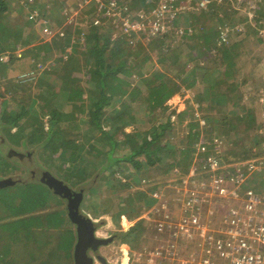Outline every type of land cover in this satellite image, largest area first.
<instances>
[{
	"label": "rangeland",
	"instance_id": "rangeland-1",
	"mask_svg": "<svg viewBox=\"0 0 264 264\" xmlns=\"http://www.w3.org/2000/svg\"><path fill=\"white\" fill-rule=\"evenodd\" d=\"M5 1L12 10L3 13L1 16L2 23L7 25V32L9 33L13 26L16 28L19 25L20 21H17L16 17L20 15L22 16L20 23L24 29L21 41L16 35L5 32L4 41H10L6 44L11 45L12 48L0 57L1 61L9 60L10 54L14 53L20 59L16 61L17 64L23 63L22 60L31 57L29 52L32 50L28 52V49L33 46V44H25L24 39L29 36L37 37L40 35L41 40L43 38L44 41L51 40L54 37L52 33L56 30L55 27L59 28L55 32V36L59 35V42L53 51L47 53L51 58H48L44 64L40 62L39 67L35 69L32 84L23 82L21 83L22 89H16L10 80L18 82L16 76L19 71H25V68L19 66L18 70L11 69L9 73L5 74L0 67V148L2 149L0 155L4 157V162L0 163V179L11 177L16 182L18 180L30 182L28 184L15 182L16 184L12 187L0 188V201L3 203L8 200L14 202L21 197L20 195L23 196L28 186L34 187V195L38 197L36 202L42 201V197L49 194L47 206L35 213L61 210L62 213L66 212L69 216L67 202L41 181L46 171L52 172L74 190L83 191L84 199L80 206L82 213L92 218L97 227L98 236L106 239L113 237L108 244L91 253L95 258V264H103L97 259L98 255L105 257L111 264H152L153 262L156 264H185V261L181 260L182 254L190 252L195 254L197 245H201L200 237H208L210 234V245L218 250L219 244L225 240L224 230L235 217L231 206L238 196L232 192V185L230 184L224 185L225 192L213 189L215 177L219 174L230 175L236 172L238 165L246 163V161H264L262 159L264 158V45L261 46L259 40L252 34L256 26L248 22L247 17L246 20L235 25L244 34L237 35L234 39L238 40L248 36L247 47L252 50L251 54H246L239 62L240 69L236 68V78L239 84L235 80L232 86L225 82L220 83L218 88L211 86L215 79L220 80L224 72V67L220 61L218 62V58L216 61L214 60L217 55V47H213L204 60L210 64L216 63L214 66L218 68L209 72L208 83H205V86H196L195 84L192 87V93L188 88L183 87L166 101L165 110L156 109L154 113H150L145 111V106H142L143 108L137 106L136 113L140 121L134 122L124 130L140 133L139 139L141 140L147 134L146 132L149 136L152 135L150 131H152L153 126L156 127L155 124L167 120L169 117L173 122L172 129L167 131L165 137L159 139L158 144L162 145L161 148L163 149H159L156 154L152 155L153 158H158L157 162H149L148 155L143 153L134 158L135 161L140 162L139 164L121 160L119 163H114L110 169H103L105 163L109 161V150H112V157L117 160L130 155L131 150L126 147L127 145L119 144L116 148H111L108 139L103 137L102 130L87 125L90 115V113L87 114V111L90 112L91 106L87 103L85 113L81 115L78 113L77 115V127H68L66 133L68 138L72 139L80 148V153L76 152V155L79 156H74L69 163H72L73 166L87 165L88 168L85 170L78 169L84 170L85 179H79L72 175H70L72 177L70 179L65 177V173L69 171L65 170L66 165L62 166V162L54 158L55 154L52 155L54 151L51 150V152L47 148L44 150L40 146L41 141H48L50 121L47 116L42 118L43 124L36 119V116H33L28 122H19V126L13 125L8 118L13 113L12 111H17V104L20 106L23 101L26 102L31 93L32 96L37 95L38 82L44 76H41L42 69H50L47 78H52L53 82H57L58 75L63 76V78L71 79L68 76L71 75L72 77L78 76L81 80L85 79L86 71L93 64L96 65L98 50L104 49L103 34L109 31L116 33L120 21H107L109 25H106L101 32L102 37L101 35L99 37L101 40H97L95 34L98 33V30L91 26V18H89L96 12L89 14L87 18L83 14L84 6L85 9L97 10L95 9L97 5L94 6L91 1L84 3V0H65V4H60L57 8L52 5L53 0H19L17 3L16 1L12 2L13 0ZM43 1L48 2L51 11L49 12L45 5V14L41 13L37 17L38 11H33L31 14L35 15L34 18H31L32 21L26 20L23 16L25 12L22 11L21 6L25 3L24 5L28 8L37 6L38 9H44L41 3ZM28 2L29 4H27ZM157 2L158 0H147L148 5L146 7L149 8L147 17L149 19L151 17L150 10ZM218 3H222V0H219ZM229 9L240 10V13L235 14L236 17L240 18L245 17L249 11L247 2L241 0L230 2ZM141 13H144V10H141ZM252 13L249 14L250 20ZM177 14L179 24L177 31L164 39L163 50L171 56L173 54L171 49L176 50V45L180 46V50L178 49L176 52L181 53L183 57L180 58V61L184 62L190 50H194L190 48L192 42L185 39V34L193 33L192 27L189 26V22L192 20L188 19V15L182 17L179 13ZM111 23L114 25L111 26ZM245 27L246 31H244ZM228 32L225 29L222 33L223 38L219 40L218 46L226 40ZM142 35V33L136 34L134 40H137V47L134 46L132 49L139 51V47H146L148 48L146 54L148 52L151 54L150 57L153 60L148 59L145 62L144 70L147 72L144 75L152 77L154 71H160L168 77H175L176 81L180 83L182 77H176L177 70L174 66H170L171 61H167L168 64L161 63L157 58V52L160 49L158 48L152 53V49L148 47V40L142 38ZM33 39L35 43H38L36 38ZM51 41L53 42V40ZM168 44L171 45L170 50ZM65 45L67 47H63ZM114 51L112 48L104 49L105 57L112 61L115 60L117 53ZM46 52V50L42 51L38 59L44 58ZM258 52L261 53L262 57L256 62ZM130 61L136 63L134 58H131ZM26 62L30 63L31 58H28ZM194 63L195 61L185 69L184 77H193L191 74ZM250 69L255 72L250 77H246L245 75ZM82 84L87 87L86 82ZM90 84L92 83L90 82ZM27 85L29 87H26ZM134 85L139 87L143 93L147 91L146 86L139 78L133 81ZM198 92H200L199 95ZM95 95L96 93L92 94V97ZM85 97L90 98V95L86 96L85 94ZM38 108L40 109V106ZM181 113L184 114L180 116ZM152 115L157 119L152 120ZM84 118L85 120L82 121ZM197 120L200 122L199 128L193 126ZM36 125L39 126L40 131L34 130ZM103 127L107 129L110 126L104 124ZM31 128L34 131H31ZM124 130L117 132L115 137L123 138L122 131ZM196 131L198 132L197 136L195 135ZM94 146L96 150L93 149ZM14 149L24 155L12 154L9 156V151ZM87 150L92 154L89 155ZM59 153L60 151H58ZM181 153H186V162L190 163L189 167H187V163H183L180 166L169 168L170 161L182 157ZM58 154L56 153V155ZM44 156L47 157V160L44 159ZM213 160H218L220 163L218 171L212 170ZM64 162L67 163L68 161ZM56 167L57 170H55ZM221 167L224 170L219 172ZM255 171L257 172V170ZM31 183L38 186L29 185ZM205 202L207 205L201 209ZM198 203L201 204L200 208L195 209L194 206H198ZM27 208L28 206L25 204L19 207L18 204L13 203L11 207L3 206L4 211L1 208L0 214L3 213V215L6 214L4 216H8L5 221L15 219L13 222L18 224V220H23L26 215L16 217L15 215L11 216L12 213L10 212ZM226 216H228L227 221ZM187 218L189 219L188 228L193 234L192 237L187 236L185 230L177 232L176 229L174 231V227H177L179 222ZM164 221L168 224L170 222L169 227H167L169 230L165 236L161 231L162 226H159L166 225ZM69 227L76 230V226L72 222L69 223ZM134 227L140 228L132 232ZM47 235L49 233H43L42 228H40L35 240L32 242L30 240V244H19L20 247L17 244L16 247L13 246L10 257L15 258L16 264H43L45 262L52 264L58 251L53 250L55 240ZM46 240H52L49 243L51 248L47 249L43 246L39 249L41 242ZM158 249L162 251L159 254L155 253ZM30 251H33L34 255L30 254ZM198 254L199 251H197Z\"/></svg>",
	"mask_w": 264,
	"mask_h": 264
},
{
	"label": "trees",
	"instance_id": "trees-1",
	"mask_svg": "<svg viewBox=\"0 0 264 264\" xmlns=\"http://www.w3.org/2000/svg\"><path fill=\"white\" fill-rule=\"evenodd\" d=\"M140 1L142 0H120L119 2L123 6L127 7V9L124 10L123 15L128 16L129 18H141L143 16L146 17L149 8L144 6V13L140 17L139 10L142 8L141 6L143 4H140ZM232 1L233 0H222V3H218L219 0H211L210 3H208L206 6H203L201 5L202 0H176L174 2L175 13L174 15H169L167 17L166 22L168 24V28L165 32H159L155 35L150 34L149 31L142 33V38L148 40V47L152 49V53L156 49H160L159 52H157V58L161 63L168 64L167 61H171L170 66H174V68L177 70L176 77H182L180 83L176 81L175 77H168L165 73L160 71H154L152 73V77H147L144 75L147 72L144 70L145 62L148 59H152L150 57L151 54H149L150 52L146 54V49L148 48L139 47V51H137V49H132L134 46L137 47V40L135 41L134 38L136 39V34L138 33H122V29L120 31V26H118L116 33L111 31L104 33V40H102L104 42V49L112 48L115 50L114 53H117L115 60L112 61L105 57L104 49L100 48L96 55V58L98 57L96 65L93 64L92 67L90 66V69L86 71L88 76L84 75L85 79L83 80H81V78L78 76L72 77L71 75H68L71 77L70 79L68 77L63 78V76L58 75L57 82H53L54 80L52 78H47L50 69H42L41 76H44H42V79L40 82H38L39 90L37 95L32 96L33 94L31 93L28 96V100H26V102L23 101L20 106L17 104V111H12L13 113L10 115L8 120H10L13 125L15 124L19 126V122H28L31 117L36 116V119L43 124L42 118L47 116L50 121L48 141H41L40 146L44 150L47 148L50 149V151H54L52 155L55 154V157H53L59 159L62 162V166L66 165L65 170H69L65 173L66 178L72 179L70 176L72 175L79 179H85L83 171L88 168V166H82L81 164H74L75 166H73L72 163H69L74 156H79L76 155V152L80 153V148L72 139L68 138L66 130L68 127H77V115L78 113L80 115L85 113V105L87 103L91 105L90 112L87 111L88 115L90 113L89 116L87 115L89 117L87 125L94 126L96 129L99 128L102 130L103 137L108 139L111 148H116V146L119 144L127 145L126 147L131 150L130 155L124 156L122 159L118 158L119 160L113 158L111 154L112 150H109V161L105 163L103 169H110L114 163H119L121 160L139 164L140 162L135 161L134 158L135 156L141 155L143 153L148 155L149 162H157L158 158H153L152 155L156 154L159 149H163L161 148L163 146L158 144L160 142L159 139L161 137H165L167 131L172 129L173 122L169 117L167 120H163L162 122L155 124L156 127L153 126L152 131H150L152 135L149 136L148 132H146L147 134H145L141 140L139 139L141 137L140 133L136 131L126 132L124 130L127 126L132 125L134 122H137L138 120L140 121V118H138V114L136 113L137 106L140 108L145 106V111L147 110L150 113H154L156 109L165 110L166 101L172 95L180 91L183 87L188 88L192 93V87H194L195 84L196 86H199L200 84H198V80L201 74H208L209 72L214 71L215 68H218L214 66L216 63L210 64L204 60V58L207 56V53L210 52V49L213 47H217V55L215 59H212L216 61L218 58V62L220 61L224 67V72L222 73L223 76L220 77V80L215 79L213 86L214 88H218L222 82L232 86L236 76L235 60L239 58V62H241L246 54L252 53L251 48L249 49V47H247V38H249L248 36L238 40L234 39L235 36L244 34V32L241 33L237 29V26L235 27V25L239 24V22H242L248 18V22H251L256 26L252 31L253 36L264 42V38L261 37L259 30L262 28V26H264V0H241L246 1L247 6L249 7V11H247L246 16L243 18L235 16V14L240 13V10L229 9L230 2ZM9 10H11V8H9L6 1L0 0V57L5 55L6 51L9 49L11 50L12 48L11 45L8 44V46L6 44L10 41H4V37H6L5 32H7V25L1 21V16H3V13L8 12ZM251 12L253 13L250 16V20L249 14ZM177 13H179L182 17L183 15H188V19L192 20V22H189V26L192 27L193 33L190 35L185 34V39L186 41L190 40L192 42L190 43V48L194 49L195 51L190 50L184 62L180 61V58L183 57L181 53L176 52V50H180V46L176 45V50L171 49V51H173L171 56L167 55V53L163 50L165 45L164 39L170 37L172 34H175V31H177V26L179 25ZM92 19L93 18H91V21ZM16 20L22 22V16L20 15L16 17ZM20 22L16 28L14 26L12 29L9 27V33L16 35L19 38V41L22 40L21 35L24 29ZM110 25L112 26L114 24L111 23ZM231 28L235 29L232 30ZM225 29L229 31L227 33V38L218 46L217 44L219 40L223 38L222 33L225 31ZM103 30V28H100V30L97 31L98 33L95 34V38L97 40L99 39L100 35L102 37L101 32ZM244 31H246V27ZM58 36L54 35V37L51 38L53 42L51 40L44 41V38L41 40L42 37H40V35H37V37L29 36L27 39H24L25 44H33V46L28 49V52L32 50L33 53L29 52L31 57H27L22 60L23 63L17 64L16 61L20 59L18 58L17 54L14 53L10 54L8 61L0 60V67H2L1 70L5 74L9 73V70L11 69L18 70L19 66L25 68V71H19V73L22 74H18L16 76L18 78V82L10 80L16 89H22L23 85L21 83L23 82H27V84L30 85L32 84L33 77L35 76V69L39 67L40 62L44 64L48 58H51V56H48L47 53L49 51H53V48L57 46L59 42ZM33 38H36L38 43H35ZM67 45L63 47H67ZM170 47L171 45L168 44L169 50ZM44 50L47 51L45 57L38 59L39 55ZM28 58H31L30 63L26 62ZM131 58H134L136 63L131 62ZM193 61H195L191 74L193 77L186 78L183 76V73L185 69H187L193 63ZM136 78L141 79V81L146 86L147 91L145 93H143V91L136 85L133 86V81H135ZM83 82L87 83V87L83 86ZM90 82L92 84H90ZM26 87H29V85ZM23 90L26 91L27 89ZM94 93H96V95L95 97H92V94ZM85 94L86 96L90 95V98H86ZM38 106H40V109ZM183 114L184 113H181L180 116ZM156 119L157 118L153 117L152 120ZM84 120L85 118L82 119V121ZM104 124H108L110 127L105 129L106 127H103ZM193 126L199 128L200 122L197 120ZM35 129L40 131V128L37 125L34 127V130ZM34 130L31 128V131ZM121 130H124L122 131L124 137L121 139L116 138V133ZM17 131H19V129H17ZM195 135H198L197 131L195 132ZM93 149L96 150V147L94 146ZM1 151L2 149L0 148V152ZM58 151H60L59 154ZM189 151L192 150L189 149ZM99 152L100 150L98 153ZM56 153L58 155H56ZM87 153L89 155L92 154L89 150H87ZM181 154L182 157L175 158L170 161L169 168L187 163L186 153ZM42 155L45 154L42 153ZM3 158L4 157L0 155V163L4 162ZM44 159L47 160V157L44 156ZM64 161L68 162L66 163ZM81 163L84 165L83 162ZM189 165L190 163H187V167H189ZM57 167L55 170H57ZM78 169L84 170L80 171ZM76 170H78V172H76ZM223 170L224 169L221 168L219 172H222ZM17 182L21 181L18 180ZM21 183L28 184L30 182ZM29 185L38 186L34 183ZM8 187H12V185H7L0 188ZM34 189V187L30 188L28 186L23 196L20 195L21 199L18 198L14 202L11 200L4 201V203L0 201V209L2 208V211H4L3 206L11 207V204L13 203L18 204L19 207H21L23 204L28 206V208L25 210L10 212L12 213L11 216L15 215L16 217L18 215H26V217H23V220H18V224L13 222L15 219L5 221V218L8 216H4L6 214L3 215V213L0 214V264H16L15 258L10 257L13 246L16 247L17 244L18 247H20L19 244H30L35 240L36 234L40 228H42L43 233H49V235H47L49 238L55 240L53 250H57L58 253L52 264H60L61 262H64L63 264H73V252L74 245L77 241V236L76 230L69 227V223L71 222L69 216L66 212L62 213L61 210L35 213L36 211H40L43 207L47 206L49 194L48 196H43L42 201L40 200L36 202L35 200L38 197L37 195H34ZM153 200L155 201L156 199ZM200 205L201 204H198V206H194V208L198 209L200 208ZM206 205V202L205 204L203 203L201 209ZM139 228L140 227H134L132 232ZM52 240L41 242V247L39 249H41L43 246V248H51L49 243ZM35 250L37 249L35 248ZM30 254L34 255V252L30 251ZM43 264H49V262H45Z\"/></svg>",
	"mask_w": 264,
	"mask_h": 264
},
{
	"label": "built area",
	"instance_id": "built-area-1",
	"mask_svg": "<svg viewBox=\"0 0 264 264\" xmlns=\"http://www.w3.org/2000/svg\"><path fill=\"white\" fill-rule=\"evenodd\" d=\"M85 1L97 5L98 15L92 19V25L97 28L104 29L107 21L119 20V30L122 29V33L139 34L149 31L150 34L155 35L167 30V17L174 15L176 0H158L150 10V19L147 16L141 17L143 13L140 14L141 18L124 16L127 7L119 0ZM210 1L202 0L201 5L206 6ZM34 15L31 14L30 18H34ZM219 168V161L213 160L212 170L218 171ZM215 178L213 189L225 192L224 185L230 184L232 192L238 196L231 206L235 217L224 230L225 240L219 244L218 250L210 245L198 264H264V161H246L238 165L236 172L230 175L219 174ZM188 222V218L184 219L174 229H177V232L185 230V234L192 237ZM210 237L211 234L205 238L209 240V244H211ZM186 264H196V262L191 259V262Z\"/></svg>",
	"mask_w": 264,
	"mask_h": 264
},
{
	"label": "water",
	"instance_id": "water-1",
	"mask_svg": "<svg viewBox=\"0 0 264 264\" xmlns=\"http://www.w3.org/2000/svg\"><path fill=\"white\" fill-rule=\"evenodd\" d=\"M17 155L22 156L23 154L18 152ZM41 181L52 189L55 194L69 199L68 214L71 222L76 226L77 236L73 252L74 264H95V258L90 255L89 251H98L101 246L108 244L113 237L106 239L98 236L96 233L97 227L92 218L80 212V206L84 199L83 191L76 193L72 187L50 171L44 173ZM15 182L12 178L3 179L0 180V187L13 185ZM75 194L76 197H73ZM97 257L103 264H111L105 257L101 255Z\"/></svg>",
	"mask_w": 264,
	"mask_h": 264
},
{
	"label": "crops",
	"instance_id": "crops-1",
	"mask_svg": "<svg viewBox=\"0 0 264 264\" xmlns=\"http://www.w3.org/2000/svg\"><path fill=\"white\" fill-rule=\"evenodd\" d=\"M16 1V3L17 2H19V0H13L12 2H15ZM30 2H32V1H30ZM7 3V2H6ZM42 4H43V8L44 9H38V7L37 6H31V8H28V6H26V5H24L23 4V6H21V9H22V11L23 12H25L24 13V18L27 20L28 19V21H32V20H30L31 18H30V16H31V13H33V11H38V15H37V17L38 16H40V14L41 13H43V14H45L46 13V7H45V5L48 7V9H49V7L50 6H48V2H45V1H43V2H41ZM58 3V4H57ZM84 3H85V0H84ZM143 4H142V8L139 10V12L141 11V10H144V6H147L148 5V3H147V0H143V2H142ZM27 4H29V2L27 3ZM60 4H65V0H53V2H52V5H54V8H57ZM25 6V7H24ZM94 6H96L95 5V3H94ZM16 7V6H15ZM97 7V6H96ZM25 8V9H24ZM33 8H35V9H33ZM38 10H37V9ZM95 9H97V8H95ZM83 10H84V17H89V14H92L93 12H96V14H93V16H91V17H89V18H95L96 16H97V14H98V11L96 10H93V8L92 9H88V8H86L85 9V6L83 7ZM9 11H12V10H9ZM51 10L49 9V12H50ZM132 14H133V12H132ZM183 15V14H182ZM30 18V19H29ZM38 19V18H37ZM49 20V19H48ZM89 20V19H88ZM48 23H49V21H48ZM91 26L92 27H94V28H97V27H95V26H93L92 25V21H91ZM55 29L56 30H58L59 28L58 27H55ZM189 29V28H188ZM53 31V33L52 34H54L55 35V32H57V31ZM96 30H100V28L99 29H96ZM260 30V35H261V37L262 38H264V26H262V28H260L259 29ZM53 35V36H54ZM260 37V36H259ZM258 39V38H257ZM259 40V39H258ZM259 42H260V45L261 46H263L264 45V42L263 41H261V40H259ZM34 43V42H33ZM262 57V55H261V53L260 52H258L257 53V56H256V62H257V60L258 59H260ZM8 61V60H7ZM235 62H236V67L235 68H237V69H240V65H239V60H238V58L235 60ZM254 65V64H253ZM254 72L255 71H253V70H249V71H247V73H246V77H250L251 76V74H254ZM19 73V72H18ZM19 74H22V73H19ZM208 75H209V73L208 74H201V76H199V80H198V84L199 85H204L205 86V83H208ZM237 77V73H236V76H235V80L237 81V83L239 84V81H238V79L236 78ZM213 81V80H212ZM214 85V81H213V83H211V86H213ZM198 95L200 94V92H198L197 93ZM262 97V96H261ZM248 108L250 109V106H248ZM263 112H264V109H263ZM12 154H10L9 156H11ZM9 178H11V177H9ZM5 179H7V178H5ZM0 180H3V179H0ZM16 184V183H15ZM12 185V184H11ZM14 185V184H13ZM62 198V197H61ZM166 217H167V220H168V214L166 215ZM165 223H166V221H164ZM164 223V224H165ZM158 224V223H157ZM169 224H170V222H169ZM169 224L168 223H166V225H159L160 227L162 226V229H161V231H163L162 232V234H163V236H165V234H166V232L169 230V228H167V227H169ZM167 229V230H166ZM174 231H176L175 229H174ZM205 238L206 237H203V236H201L200 237V240H201V245H197V249H195L196 250V253L194 254V252H190V253H186V254H182V261L184 260L185 261V264H186V262H191V259H193V262H196V264H198V262L200 261V258L202 257V256H204L205 254H206V251H207V249L209 248V246H210V244H209V240H205ZM197 244V243H196ZM199 248V249H198ZM213 248V247H212ZM197 251H199V254L197 255ZM162 251H161V249H158L155 253H161ZM183 263V262H182ZM152 264H156L155 262H153Z\"/></svg>",
	"mask_w": 264,
	"mask_h": 264
},
{
	"label": "flooded vegetation",
	"instance_id": "flooded-vegetation-1",
	"mask_svg": "<svg viewBox=\"0 0 264 264\" xmlns=\"http://www.w3.org/2000/svg\"><path fill=\"white\" fill-rule=\"evenodd\" d=\"M75 191H76V190H75ZM76 193H77V191H76ZM73 197H76V194L73 195ZM62 198H63V197H62ZM63 199L67 202V207H68L69 199H68V198H63ZM80 212H82L81 209H80ZM89 250H90V249H89ZM92 252H96V251H92V250H90V251H89L90 255H92V254H91Z\"/></svg>",
	"mask_w": 264,
	"mask_h": 264
},
{
	"label": "clouds",
	"instance_id": "clouds-1",
	"mask_svg": "<svg viewBox=\"0 0 264 264\" xmlns=\"http://www.w3.org/2000/svg\"><path fill=\"white\" fill-rule=\"evenodd\" d=\"M21 153V154H23L22 152H20V151H16L15 149L14 150H10V152H9V154H15L16 156H17V153ZM24 155V154H23ZM13 179V178H12ZM17 183V182H16ZM74 190V189H73ZM75 191V190H74ZM77 192H80V191H77ZM68 208V207H67ZM87 216V215H86Z\"/></svg>",
	"mask_w": 264,
	"mask_h": 264
}]
</instances>
